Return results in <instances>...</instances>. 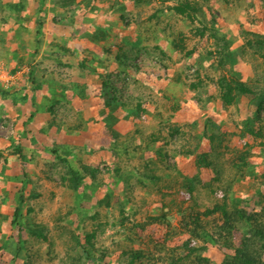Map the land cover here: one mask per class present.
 <instances>
[{
  "label": "rangeland",
  "instance_id": "374dc122",
  "mask_svg": "<svg viewBox=\"0 0 264 264\" xmlns=\"http://www.w3.org/2000/svg\"><path fill=\"white\" fill-rule=\"evenodd\" d=\"M12 1L19 0H0V87L10 91L6 95L0 91V246L10 244L0 248V264H5V259H14L13 264H94L77 256L75 238L79 236L83 241L84 231L93 230L99 221L105 226L98 230L97 246L110 252L105 264H119L122 250L129 248L149 250L154 258L148 264H161L167 254L163 245H179L188 238L186 234H170L173 228L179 229L181 211L190 212L192 206L202 211L222 201L220 187L227 186L239 172L240 155L247 149L252 152L248 166L243 167L244 176L233 183L231 194L249 212L264 205V111L256 118L260 99L243 95L224 107L216 84L225 74L246 81L257 92L263 88L264 48L259 51L247 41L258 39L254 32L264 35V0L231 4L192 0L201 7L191 18L170 8L179 0H77L68 8L62 7L59 0H45L41 12L40 0H27L22 11L6 8L4 3ZM211 13L217 19L218 37L213 36ZM39 18L44 21V33L37 41ZM203 24L209 28L201 36L198 29ZM174 41L182 42L185 48H177ZM191 49L195 53L188 56L186 52ZM97 73H112L114 85L129 102L128 110L113 107L109 113L111 109L105 107L100 114L93 113L86 97L75 95L82 89L94 92ZM199 78L203 86L192 87ZM39 84L41 88L35 89ZM75 85L79 86L75 93L62 90L63 86ZM35 90L36 98H25V91ZM209 94L214 98L207 101ZM20 101L34 111L25 110L27 107L24 114L18 112ZM138 101L147 108L146 113H136ZM96 104L99 107L102 103ZM51 106L54 113L48 111ZM38 110L40 118L46 111L56 119L46 145H57L59 153L78 168L98 165L95 183L90 175L84 179L91 183L92 197L82 204L86 208L96 205L90 213L98 212L97 220L80 222L74 211L75 193L62 180L67 166L42 146V140L41 144L33 141L31 134L36 127L32 114ZM79 111L86 117L83 129L70 131L78 122ZM100 116L103 121L94 122ZM207 116L228 133V147L218 166L220 180H212L211 168H202L200 182L190 191L186 178L197 171L195 156L179 150L189 141L191 145L200 142L199 151H210L208 140L198 137L203 134ZM247 120L250 127L261 129L262 135L246 131ZM104 122L110 124L105 127L101 125ZM169 122L182 126V135H169ZM153 132L160 135L159 141L151 142ZM18 144L23 146L26 159L16 152ZM161 146L169 150L168 160H161ZM173 153L176 155L171 156ZM147 160L154 161L150 169L145 165ZM116 165L126 174L131 173V178L117 181ZM24 171L29 178L24 177ZM147 172L158 174L159 180L140 182L139 176ZM21 179H28L27 195L38 193L29 201L33 211L26 217L45 229L46 238L31 236L27 227L19 231L11 221ZM259 187L261 194L257 193ZM126 191L140 209L122 226L119 200ZM106 194H112L110 206L96 204ZM164 212L170 226L160 222L134 225ZM19 233L27 242L24 249L17 250ZM222 251L209 244L207 255L221 262Z\"/></svg>",
  "mask_w": 264,
  "mask_h": 264
},
{
  "label": "trees",
  "instance_id": "16d2710c",
  "mask_svg": "<svg viewBox=\"0 0 264 264\" xmlns=\"http://www.w3.org/2000/svg\"><path fill=\"white\" fill-rule=\"evenodd\" d=\"M223 1L226 4H231L232 1L250 0ZM74 2H77V0H59V3L64 8H68V6L73 4ZM25 3H27V0L7 2L4 3V5L6 4V8H9L12 11H22L25 7ZM44 3L45 0L39 1V12L42 11ZM199 7L201 6L198 1L195 2L192 0H179L175 5L171 6L170 8L178 14L185 15L191 18L193 17V15L196 16L198 14V11L200 10ZM209 9L212 10V8ZM211 15L212 28L214 29V31H212L213 36L218 37V33L216 32L217 19L213 13H211ZM122 18L123 20L125 19L124 14H122ZM43 27L44 21L39 18L36 32L37 41L40 40L41 35L44 33ZM208 28L209 27L206 24H203V27L198 29L199 34L201 36L205 35V32ZM102 33L106 32L104 31ZM254 35H256L258 39H249L247 42L251 46L256 47L257 50L261 51L264 48V35H261V33L256 32H254ZM174 44L177 48H185V45L182 42L179 43L178 41H174ZM186 53L188 56H190L195 53V50L191 49L188 50ZM262 55L264 57V52H262ZM223 62L224 61H220L221 64H223ZM81 64L85 66L84 62H81ZM30 73L34 77V71H31ZM111 76L112 73H97V84L95 83L92 85V88L95 86L93 89L94 92L92 93H88L87 89H84L85 91L82 89L80 92H77V89H79L77 88L79 87L78 85H75L72 88H70L69 86H63L62 90H72L73 93L77 92L75 93V95L78 94L79 97H86L88 99H92V103H94L92 107L94 108L92 109L90 107V112L92 109L95 113L100 114L101 110H103V108L105 107L111 109L109 113H112L113 107L120 108V111L128 110V108L126 107L128 106L129 102L125 100L123 93H119V88L114 85ZM203 82L204 81L199 78L197 83H192L191 86L195 88L199 85L203 86ZM216 84L219 88L220 99L224 107H228L236 103L239 98L243 95L251 94L253 95V97L260 99L256 109V118L258 119L261 117V114L264 111V86L257 92L248 83H246V81L236 76H227L225 74L221 75L216 80ZM34 88H41V84L37 86L35 85ZM0 91L4 95L10 92L9 90L1 89V87ZM213 98V95L209 94L207 96V101H210ZM96 102L102 104L97 107L98 104H96ZM134 108L136 109L135 111L137 114H143L148 111L141 101H138L135 104ZM95 109H97L98 112L95 111ZM48 111H50L51 113L55 112L52 106L49 107ZM32 116H34V114H32ZM101 117L103 116L95 117L94 122L97 123L98 121H103ZM250 119L251 117H249V120ZM77 121L78 124H73L69 129L70 131L83 129V125L86 122V117L81 111H79V118ZM114 121H117V119H115ZM108 124L110 123H101V125L105 127L106 125L108 126ZM49 125L50 127H54L56 125V119L53 118L52 121H50ZM246 125L249 126L246 128V131H248L251 135H262L261 129H255L253 126L250 127V123L248 120L246 122ZM182 129L183 127L179 124L170 122L168 123L169 135H171L172 137L181 134L183 132ZM227 134L228 133L223 130L222 126L218 122H216L211 116H207L204 123L203 134L198 137H204L208 140L209 146L211 148L210 151H199L200 142L191 145L189 141L183 144V149L179 150L180 153H188L193 154L195 156V166L197 167V171L192 176H188L186 178V182L189 185L188 189L190 191L196 188L197 181L200 182V173L202 168H211L214 172L212 180H220L221 167L218 166L220 158L224 154L223 150L227 149L228 147L226 143ZM159 140L160 135L153 132L151 134V142ZM165 143L168 144L167 138ZM42 146H45L48 152L50 151L54 153L55 156L60 161L64 162L67 166L66 173L62 175V180L63 182L67 183V185L72 188L75 193L74 211H76L80 222H84L86 219L97 220V218L99 217V213H90L96 205L91 208H86L83 207L82 204L85 199H91L92 197L89 193L91 183H85L84 179L87 175H90L93 179V182L95 183V181L98 179V173L100 172L98 165L92 166L84 164L82 168H78L69 162L67 156H62L59 153L57 145L50 147L49 145L43 144ZM160 148L161 149L159 150V155H161V160H168L170 156L169 150H166V147L164 146H161ZM23 150L24 149L22 145H18L16 147V152H18L20 157L26 159ZM114 152L119 158L117 149L114 148ZM251 154L252 152L249 149L241 153L240 161L242 163V166L237 164L239 172L236 171L235 176L232 177L231 181L227 183V186H225L224 188L220 187V189L223 190L222 201H216L213 205L207 206L202 211L200 209H197L196 206H192L190 212L188 210L181 211L182 217L179 229H170V234L173 236L179 234H186L188 235V238L184 240L182 244L179 245H173L170 247H168L167 245H163V248L166 249L167 254L165 257L161 258V264H264V205L261 206L260 209L249 212L245 208L241 207L238 204L237 197L231 194L233 183L244 176L243 167L248 166L247 159L251 156ZM174 155L176 154H171V156ZM34 157H36L35 154L33 155V158ZM153 163V160H147L145 162V165L148 167V169H150V166L152 167ZM115 171L117 181H126L131 178L132 174H126L125 172H123L121 170V166L119 165H116ZM23 173L24 177H28L27 171H24ZM237 173L239 174L237 175ZM142 177L139 176V181L144 184H146L145 179H149L150 181L156 182L160 178L158 174H154L151 172L143 173ZM20 181L22 185L19 189L20 191H18L15 196V206L13 207L11 221L14 225L18 226L19 231L27 227V230L31 236L46 238L45 229L41 227H36L34 223H32L29 218L26 217L27 215L29 216V214L33 211V208L30 206L29 201L33 198H36L38 196V193L34 191L31 192L30 195H27L25 187L28 179H21ZM261 190L262 188L259 187L257 193L261 194ZM111 198L112 194H106V196L103 199L98 200L96 204L102 205L105 203L109 207L111 204ZM229 202L231 204H229ZM129 204H131V206H129ZM119 205V211L122 214V226L125 225L126 221H129L134 215L139 213L140 207H138L137 204L133 201L128 191H126V194H124V198L119 200ZM24 210H26V213H24ZM151 222L166 223L167 226L171 225L170 220L168 219V215L165 212L158 215H149L145 223H134V225L144 227L145 224ZM95 224L96 225L93 230L84 231L83 241L79 236H76L75 245L79 249V255L77 256L80 258L81 261L92 260L94 264H105V260L107 256H109L110 252L107 248L97 246L98 230L102 229V227L105 225L102 221H99ZM127 236H129V234ZM199 240L203 241L202 244L198 243ZM26 242L27 241L24 239V235L19 233V239L16 242L17 250L24 249L26 247ZM209 244L213 247L215 246L216 248H220L223 250L222 252L224 254V258L221 262H214L210 258V256L207 255V252L209 250ZM8 247H10L9 242L5 245L0 246V248L3 249H6ZM153 258L154 255H152L149 250H145L142 248H129L122 250L119 264H148V262L152 261ZM13 260L5 259V264H13Z\"/></svg>",
  "mask_w": 264,
  "mask_h": 264
},
{
  "label": "crops",
  "instance_id": "0c3cea01",
  "mask_svg": "<svg viewBox=\"0 0 264 264\" xmlns=\"http://www.w3.org/2000/svg\"><path fill=\"white\" fill-rule=\"evenodd\" d=\"M22 88H23V86H22ZM25 92H27V93H25V98H27V97H29V96H31V99H34V98H36V90L35 91H33L32 93L31 92H29V91H25ZM30 99V98H29ZM76 100H78V99H76ZM31 101H33V100H30V103H31ZM85 101H86V104H87V106L89 107L88 109H90V107L93 109L94 107H92L93 105H94V103H92V99H88V98H85ZM80 103L79 104H82V101H79ZM91 102V103H90ZM20 105H21V107H20ZM80 106H82V105H80ZM28 107V108H27ZM18 108H20L19 110H18V112H22V114H24V111L25 110H31L32 112L34 111V108L32 109V107L31 108H29V106L28 105H24L21 101L20 102H18ZM24 108H27V109H25L24 111H23V109ZM78 108H80L81 109V107H78ZM91 109V111L93 112V110ZM39 113H40V110H38V112L34 115V118H35V120H34V124H35V127H36V131H32L33 132V134H31V136H32V138H33V141H35L36 143L37 142H39L40 144H41V142L42 143H44V144H46L47 143V139H46V137L48 136V135H51V134H53L54 133V131H52V130H54L55 129V127H50V125H49V123H50V121H52V116L49 114V112H46V111H42V114H41V116H42V118H40V116H39ZM93 113H95V112H93ZM19 114V113H18ZM21 114V113H20ZM50 127V128H49ZM51 131H50V130ZM57 135V134H56ZM58 136V135H57ZM41 138V139H40ZM42 140V141H41ZM58 140V139H57ZM60 140V139H59ZM41 141V142H40ZM18 145H21V144H18ZM23 147V146H22Z\"/></svg>",
  "mask_w": 264,
  "mask_h": 264
},
{
  "label": "built area",
  "instance_id": "2783aa9c",
  "mask_svg": "<svg viewBox=\"0 0 264 264\" xmlns=\"http://www.w3.org/2000/svg\"><path fill=\"white\" fill-rule=\"evenodd\" d=\"M0 77H1V74H0Z\"/></svg>",
  "mask_w": 264,
  "mask_h": 264
}]
</instances>
